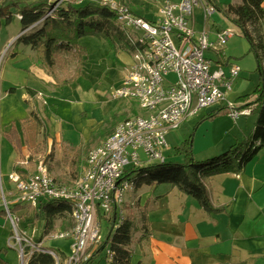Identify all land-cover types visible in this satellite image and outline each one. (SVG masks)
Returning <instances> with one entry per match:
<instances>
[{
	"label": "built area",
	"instance_id": "obj_1",
	"mask_svg": "<svg viewBox=\"0 0 264 264\" xmlns=\"http://www.w3.org/2000/svg\"><path fill=\"white\" fill-rule=\"evenodd\" d=\"M96 1L114 11L131 58L121 83L111 91V98L132 99L142 112L119 121L110 135L87 152L86 168L71 184L57 182L43 159L35 163L33 171L21 172L15 168L8 173L15 202L34 208L48 200L67 201L72 220L71 227L49 230L36 243L32 240L36 232L34 226L28 227L29 237L14 226V238L22 239L19 241L20 264H27L34 252L48 253L58 264L60 256L44 246L46 240L58 239L69 243L67 264H81L91 255L89 247L101 241L100 222L96 217L111 218L112 229L127 217L124 213L126 195L135 187L128 170L166 162L168 132L217 104H223L233 120L249 115L254 107L243 103L235 105L228 98L240 67L213 65L205 55L209 47L221 49L234 34L223 28L211 42L208 28L195 29V7L201 8L202 21L206 22L215 11L212 5L203 0H165L150 19L120 0ZM168 74H173L174 79L168 80ZM41 96L38 92L37 97ZM26 164L25 159L18 162L20 166ZM3 203L6 216L14 225L19 219L12 216L7 203ZM105 254L109 258L108 247Z\"/></svg>",
	"mask_w": 264,
	"mask_h": 264
},
{
	"label": "crops",
	"instance_id": "obj_2",
	"mask_svg": "<svg viewBox=\"0 0 264 264\" xmlns=\"http://www.w3.org/2000/svg\"><path fill=\"white\" fill-rule=\"evenodd\" d=\"M217 1L240 2V0ZM262 7L263 15L259 22V31L264 41V2ZM197 9L194 11L195 29L198 31L208 28V38L213 42L216 33L223 28H210L198 22L199 19L201 20V8L197 7ZM133 11L138 13L135 8ZM141 15L148 18L145 13ZM19 33L11 36L8 42L15 40ZM232 38L230 37L229 40ZM232 47L219 49L224 58L228 57L227 53L232 51ZM39 51L27 45H23L21 51L12 49L2 65L4 71L0 81V93L6 94L13 89H23L21 98L27 104V114L21 118V122L27 138H33L28 141V147L35 153L33 155L27 152L14 156L11 171L15 168L21 172L33 171L35 159L51 152L53 158L49 160V166L45 163L53 177L52 167H55V173L62 175L66 169L67 174L79 172L86 163L85 157L89 147L100 144L112 132L114 126L100 134L96 130L103 125L104 117L116 102L107 104L108 102L104 101V94L99 90L98 86L104 78V68L98 67L97 60L92 61V65L86 70L84 62L89 57L86 58L79 78L70 85L57 89L53 77L45 68L43 59H40ZM216 53V49L209 47L205 55L212 59L216 57ZM118 68H121L119 85L128 66H118ZM80 85L93 89L90 91L91 97L88 99L87 108L84 106L86 99L76 101L71 100L70 97L73 90ZM10 88L12 90L8 91ZM38 92H43L41 98L37 97ZM68 96L69 98H65ZM75 106L77 107L74 108ZM60 109L64 111L63 116L57 114ZM220 110L226 113L223 104H217L203 110L201 114L212 111L218 113ZM117 112L126 113V108L121 107ZM32 114L41 120L44 116L45 123L49 124L45 126L44 123L41 126L42 134L35 135L32 131L37 125L36 121H29L34 118ZM26 122L30 124L25 126ZM253 124V121L239 122L234 131L237 136L233 143L247 138L253 129ZM10 125H12L11 121L3 126V134L13 142L9 138L12 132ZM64 130L69 132L66 133ZM94 131L96 134L92 137ZM64 134L68 137L65 138ZM91 137L93 139H90ZM88 141L86 153L72 150ZM37 144H40V150L36 147ZM64 153L69 162H60ZM29 157L34 158L35 162L27 161L25 166L18 165V162L29 160ZM70 160L75 164L70 163ZM57 162L67 164V168L61 169ZM54 179L57 180L56 177ZM7 184H9L8 175ZM207 189L213 208L219 210L206 212L193 196L179 191L177 186L171 183H143L139 187H134L133 191L126 195L124 206L134 214L133 216L128 214L126 217L133 222L130 244L131 264H264V138L260 140L259 150L241 170L212 175L207 181ZM140 224L146 227H137Z\"/></svg>",
	"mask_w": 264,
	"mask_h": 264
},
{
	"label": "trees",
	"instance_id": "obj_3",
	"mask_svg": "<svg viewBox=\"0 0 264 264\" xmlns=\"http://www.w3.org/2000/svg\"><path fill=\"white\" fill-rule=\"evenodd\" d=\"M57 2L58 0H0V28L2 22L8 24L13 15H19L21 34L19 33L14 42L17 41L32 49L40 50L45 68L54 79V86L61 89L79 78L83 62L88 55L86 49L76 41L78 37L93 34L107 41L112 47L128 51V46L123 31L116 23L114 11L107 5L89 0H62L58 4ZM204 2L222 12L239 29L247 42V50L253 52L255 56L259 78L254 87V93L257 96L252 109V113L256 115L253 129L244 140L233 144L223 153L203 161L194 159L193 136L190 133L187 138L174 147L175 154L183 156L182 162L169 161L150 164L131 172L128 170V176H132L135 187H139L143 183L176 185L179 191L193 196L206 212H210L217 211L219 208H213L210 202L207 189L209 177L218 173L241 170L244 164L259 150L260 140L264 138V41L259 31L264 0H240L239 3H221L217 0H204ZM229 59L230 57L224 58L221 51L217 50L216 57L211 61L213 65H227ZM10 90L12 88L8 89V91ZM242 97L245 98L247 95ZM216 114L217 111H212L203 115L201 120ZM36 124L38 125L37 121ZM102 130L100 133H103ZM95 134H92V137ZM92 137L90 139H93ZM88 144L89 141L83 146L72 148V150L75 152L85 151L86 153ZM37 148H40V145ZM47 158L49 160L53 158L51 152H48L44 157V161ZM62 161L69 162L65 153ZM70 163L75 164L73 160H70ZM3 190L2 185L0 188V218L7 215L2 192L9 213L15 216L17 212L25 208V205L15 202L14 195L6 196ZM30 210L32 212H29ZM23 215L29 216L30 226H34L36 229L32 239L35 243L40 241L43 235L53 227L56 219L62 222L61 225H64V228L66 224L71 226L70 222L65 224L71 219L70 205L67 201H44L34 208H28ZM39 220H42L40 225ZM110 222L112 227V220ZM132 228L133 222L129 221V218H125L121 225L114 228L113 234L109 231L107 239L97 247L93 256L85 259L81 264H89L94 261L96 254H100L107 245L110 252L109 258L106 254L104 256L107 264H131ZM27 250L28 247L25 248V252ZM4 253L6 255V251L0 248V264H13L4 258ZM55 263V259L50 254L34 252L27 264Z\"/></svg>",
	"mask_w": 264,
	"mask_h": 264
},
{
	"label": "rangeland",
	"instance_id": "obj_4",
	"mask_svg": "<svg viewBox=\"0 0 264 264\" xmlns=\"http://www.w3.org/2000/svg\"><path fill=\"white\" fill-rule=\"evenodd\" d=\"M30 1V0H29ZM80 1V0H79ZM92 2H98L96 0H89ZM123 3H125L127 6H129L131 9L138 10L137 12L144 14L148 16V18L153 19L155 16V10L157 11V8L161 3H163L165 0H120ZM173 1V0H172ZM204 1V0H203ZM151 6V7H150ZM143 7H146V9H143ZM197 7H195V10ZM198 10V9H197ZM202 20V18H201ZM200 19L198 22H201L204 25L209 26L210 28L214 27H221L224 29H230L234 32L233 38L228 39L227 42L223 47L227 48L228 46H233L232 51H229L227 54L230 64H236L240 67L241 71L239 76L233 81L232 83V90L228 95V98L232 100V102L235 105H240L241 103H244L246 105L254 106L255 102L254 99L256 98L257 94L254 93V87L256 86L258 82V72L256 70V61L255 56L253 52L247 50V42L242 36L239 29L230 21L228 20L222 12L215 10L211 16L207 19L206 22L201 21ZM213 25V26H212ZM21 30V25L19 23V19L16 18L15 15L11 18L10 22L8 24H5L2 22V26L0 28V81L2 79V74L4 71V68L2 69V65L5 63V61L8 58V55L10 51L13 49L21 51L24 44H19V42H14L13 40L11 43L8 42V39L11 36H15L17 33H19ZM21 34V33H20ZM19 35V34H18ZM17 37V36H16ZM78 44L83 46L86 51L88 52V55L86 56V61L84 62L85 69L87 70L91 65L92 61L97 60L99 62L98 67L104 68V78L101 81V85H99V90L102 94H104V101L106 100L109 104L110 102H116L113 104L112 110H109L104 117V129L102 130V127H100L98 130H96L97 133L100 134V131L103 132L109 131L111 127L128 117H132L135 115H138L142 111L140 110L137 103L132 99H112L111 98V91L118 86L119 78H120V67H127L131 61L130 55L126 49H120L118 47H112L110 44L102 40L96 35L93 34H85L77 38L76 40ZM18 46H17V45ZM21 46V47H19ZM41 58L43 59L42 52ZM224 53V52H223ZM208 56V53H207ZM214 58V57H213ZM10 59V58H9ZM117 67V68H116ZM2 69V70H1ZM168 80H173L174 76L173 74H168L166 76ZM75 82V81H74ZM71 84V83H70ZM69 84V85H70ZM68 86V85H67ZM91 89L88 86L80 85L76 90H73V94L70 96L71 100L76 101H84L86 99V103L84 104L85 108L89 105L88 99L91 97ZM66 91V90H65ZM42 96H43V92ZM23 94V89H13L9 93L3 94L0 93V188L3 184L4 188V194L6 196H12L11 194L14 193L13 185L10 183L7 184V175L11 171V166L14 162V156L16 157L17 154H25L31 152V150L28 147V141H31L33 138L28 139L26 130L22 127L21 118L24 117L27 114V104L22 100L21 96ZM66 96V93H64ZM247 95V97L243 98L242 96ZM41 96V97H42ZM40 97V98H41ZM242 97V98H241ZM65 98H69L65 97ZM241 98V99H240ZM73 107V104H72ZM75 106L74 108H76ZM124 107L126 108V113H118V109ZM208 109V108H207ZM63 110L58 111V115L63 116L64 113ZM205 112V111H204ZM202 113V112H201ZM195 115L192 118H189L185 120V122L176 130H171L167 133V142L168 146L164 151L166 158V162L172 161L171 159L178 160L179 162L183 161V156H178L174 152V147L179 145L180 141L184 138H187L190 133H192V150H193V156L195 160L203 161L207 158H210L214 155L221 154L230 146H232L237 134H235V129L237 127V124L239 122H247L252 123L255 120V113H250L247 116H240L237 120L231 119L223 110H220L215 116L213 117H207L203 120H201V117L203 115L208 114L207 112L202 114ZM33 119L29 121H37L38 125H36V129L32 130L36 134H42L41 126L45 123V118L42 116V120L36 117V115L32 114ZM12 122V132L9 135V138L13 140L11 142L7 139V137L3 134L4 125H6L8 122ZM26 122L25 126H28ZM49 124L45 123V126H48ZM112 129V132L114 130ZM66 133L69 132L67 130H64ZM46 129L43 131V135H45ZM62 132V130H61ZM111 132V133H112ZM110 133V134H111ZM92 134H95V131L92 132ZM91 134V136H92ZM108 134V135H110ZM107 135V136H108ZM47 136V135H46ZM65 138L68 137L67 134H64ZM42 144V142L40 143ZM40 144H37L36 147H38ZM16 146V148H15ZM95 147V146H93ZM89 147L88 151L93 148ZM41 148H38L40 150ZM87 151V152H88ZM33 155L35 154L33 151L31 152ZM47 155V154H46ZM45 155V156H46ZM44 156V157H45ZM43 156L37 157L35 161L37 162L40 159L44 160ZM87 157V153H86ZM85 157V158H86ZM178 157V158H176ZM22 158V157H20ZM36 158V156H35ZM19 158H17L18 160ZM24 159V158H23ZM32 159V161H31ZM16 160V161H17ZM21 160V159H19ZM28 163L32 162L34 163V158L29 157V160L27 159ZM47 165L49 164V159L46 160ZM60 162H63L62 160ZM59 167H65L67 168V164L59 163L57 162ZM82 164V163H81ZM49 166V165H48ZM86 168V163H84L83 168L79 172L75 173H68L67 169L64 172V175L55 173L54 169L55 167H52L53 175L57 178V182L64 183V184H71L74 181H76L81 174L84 172ZM50 170V168H49ZM51 172V171H50ZM52 174V173H51ZM3 182V183H2ZM5 184V185H4ZM2 191V189H1ZM9 200V198L7 197ZM2 200L4 202L5 198L2 192ZM24 205V204H22ZM29 207L28 205H25V208L20 210L16 213V217H18L17 223L12 225L11 221L6 217L0 218V248L3 249V251H6V255L4 253V258L10 261L13 264H20V257H19V241L14 238V226L18 231L19 229H22L27 234L26 236L29 237L30 234H28L29 226L31 225L29 221L31 219L29 216H24L23 213L26 212V210ZM125 215L133 216L132 212L129 210V208H125L124 210ZM29 212H32L31 210ZM97 220L100 222V235H101V241L98 242L95 245L90 246L88 252L91 253L87 257V259L91 256H93V253H95L97 247L107 239V235L109 231L113 234L114 229L111 228V218L105 219L102 216H97ZM71 223L72 220L66 221V223ZM29 223V224H28ZM42 223V220H39V225ZM33 224V223H32ZM62 222L59 219H56L54 221L53 227L50 230H64L69 227L70 225L66 224V227L64 228V225H61ZM142 225H138L137 227H141ZM64 228V229H63ZM136 230V229H135ZM20 233V232H19ZM21 237V236H20ZM109 244V243H107ZM44 246L49 247L53 249L59 256V262L58 264H67V261L65 260V256L70 254V248L69 243L66 239H58V240H46L44 243ZM24 247V245L22 246ZM108 247V245L102 250L100 254H96V258L94 261L90 262L89 264H107L105 259V249ZM65 260V261H64ZM83 262V261H82ZM81 262V263H82Z\"/></svg>",
	"mask_w": 264,
	"mask_h": 264
},
{
	"label": "bare ground",
	"instance_id": "obj_5",
	"mask_svg": "<svg viewBox=\"0 0 264 264\" xmlns=\"http://www.w3.org/2000/svg\"><path fill=\"white\" fill-rule=\"evenodd\" d=\"M5 201V200H4Z\"/></svg>",
	"mask_w": 264,
	"mask_h": 264
},
{
	"label": "water",
	"instance_id": "obj_6",
	"mask_svg": "<svg viewBox=\"0 0 264 264\" xmlns=\"http://www.w3.org/2000/svg\"><path fill=\"white\" fill-rule=\"evenodd\" d=\"M19 36V35H18Z\"/></svg>",
	"mask_w": 264,
	"mask_h": 264
}]
</instances>
